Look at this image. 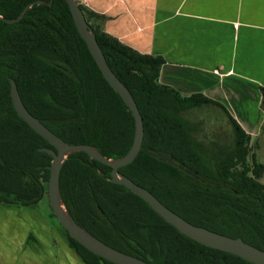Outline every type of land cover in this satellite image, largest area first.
I'll return each instance as SVG.
<instances>
[{"label":"trees","instance_id":"obj_1","mask_svg":"<svg viewBox=\"0 0 264 264\" xmlns=\"http://www.w3.org/2000/svg\"><path fill=\"white\" fill-rule=\"evenodd\" d=\"M35 1L0 0V208L39 204L47 196L53 160L40 149L57 151L16 112L10 78L29 112L71 145H91L118 159L130 151L135 135L131 110L104 78L65 0L35 4L19 22L5 21L16 19ZM80 7L144 120L142 149L119 174L191 224L264 250V163L254 157L251 136L221 103L202 94L184 97L159 84L162 57L124 45L94 23L99 15ZM262 96L264 109V89ZM213 106L227 116L230 145L199 139L203 123L191 115ZM151 151L174 159L202 180ZM111 172L110 166L78 152L69 155L60 174L69 212L107 245L150 264H252L186 237L142 198L113 183ZM64 231L85 264H114Z\"/></svg>","mask_w":264,"mask_h":264},{"label":"crops","instance_id":"obj_2","mask_svg":"<svg viewBox=\"0 0 264 264\" xmlns=\"http://www.w3.org/2000/svg\"><path fill=\"white\" fill-rule=\"evenodd\" d=\"M79 2L100 16L94 23L102 31L165 60L159 84L224 105L264 163V0ZM25 208H0V264H85L48 215L46 228L35 231Z\"/></svg>","mask_w":264,"mask_h":264},{"label":"water","instance_id":"obj_3","mask_svg":"<svg viewBox=\"0 0 264 264\" xmlns=\"http://www.w3.org/2000/svg\"><path fill=\"white\" fill-rule=\"evenodd\" d=\"M53 1L54 0H51L49 3L44 0L35 1L34 3L25 7L23 12L16 19H5V21L8 23L19 22L33 5H51ZM65 1L68 4L70 13L79 34L86 42L88 49L95 59L96 64L101 70L104 78L120 95L126 106L131 110L135 120V135L130 151L125 156L118 159H110L105 157L96 147L91 145H71L58 137L39 119H37L29 112L21 98L15 80L10 78L11 98L16 112L34 131L44 137L57 150L55 151L48 148L40 149V151L50 154L53 158L50 168V179L48 182L47 196L49 197L52 211L63 229H65L73 239L78 241L88 250L111 261L114 264H150L141 259L120 252L107 245L106 243L92 235L85 228L80 226L69 212L61 194L60 174L63 165L69 155L73 153L84 152L87 153L91 159L97 160L105 165L110 166L112 168L111 179L113 183L123 185L130 192L142 198L167 223L175 227L186 237L207 247L231 253L246 260L249 263L264 264V250L246 243L240 237L232 238L191 224L183 217L165 206L150 191L139 186L128 177L119 174V169L131 164L137 158L142 149L145 137L144 120L131 91L114 74V72L108 65L103 50L98 43L96 33L87 22L84 12L80 7L79 0ZM0 18L3 19V17L1 16ZM151 154L160 160L166 161L169 164L176 166L180 170L186 172L188 175L194 177L196 180H202L200 176L186 168L181 163L175 161L174 159L164 157L155 151H151Z\"/></svg>","mask_w":264,"mask_h":264},{"label":"rangeland","instance_id":"obj_4","mask_svg":"<svg viewBox=\"0 0 264 264\" xmlns=\"http://www.w3.org/2000/svg\"><path fill=\"white\" fill-rule=\"evenodd\" d=\"M191 119L195 122H202V128L199 132V139H208L213 141H219L222 144L230 145L232 143V128L228 125V119L224 112L221 109L213 106L209 108H202L196 110L191 115ZM260 145L262 146V152H264V137L260 141ZM255 155V151H253ZM255 159L258 161L255 155ZM250 163H252V156L249 157ZM259 162V161H258ZM264 183V178L262 179ZM25 215H27V220L29 221V226L32 227L36 231H43L46 228V216L48 215L51 220H53L57 226L60 227V231L65 234L63 227L60 225L59 221L56 217L52 216V208L50 206L49 197L45 196L43 200L33 206H29L25 208ZM33 221H35V224Z\"/></svg>","mask_w":264,"mask_h":264}]
</instances>
